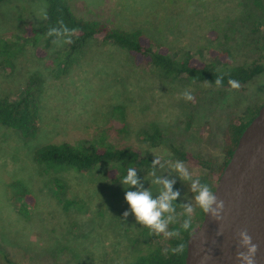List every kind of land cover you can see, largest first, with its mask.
<instances>
[{
	"label": "rangeland",
	"instance_id": "obj_1",
	"mask_svg": "<svg viewBox=\"0 0 264 264\" xmlns=\"http://www.w3.org/2000/svg\"><path fill=\"white\" fill-rule=\"evenodd\" d=\"M76 3L82 16L144 27L172 49H191L206 60V48L224 46L233 63L264 66V12L252 0ZM43 15L42 0L0 5V36L17 44L13 58L0 60V95L16 98L31 72L43 79L36 135L24 139L0 125V264H126L146 247L141 234L145 226L125 199L126 191L137 187L111 182L102 165L84 175L45 172L32 159L34 149L45 143L96 141L109 127L105 142L133 145L161 159L153 173L136 172L142 188L156 198L162 190L154 183L157 178L182 180L172 167L178 159L168 147L143 140L142 130L157 123L175 145L221 159L225 125L235 115L250 116L252 107L264 101V71L239 83L238 89L186 76L165 79L150 67L136 66L112 43L95 39L63 73L57 58L67 48L68 35L44 46L43 39L27 34V27L41 22ZM185 91L192 94L191 101L183 97ZM183 162L193 178L201 174L199 167ZM53 177L62 182L60 194L51 184ZM16 180L28 188L29 200L13 198L10 183ZM65 201H72L67 208Z\"/></svg>",
	"mask_w": 264,
	"mask_h": 264
},
{
	"label": "trees",
	"instance_id": "obj_2",
	"mask_svg": "<svg viewBox=\"0 0 264 264\" xmlns=\"http://www.w3.org/2000/svg\"><path fill=\"white\" fill-rule=\"evenodd\" d=\"M8 0H0V5ZM26 1V0H24ZM44 2V15L41 22L27 27V34L35 40L43 39L44 46H49L59 38L55 34L48 35L51 28H60L63 21L71 31L68 38L72 41L62 51L58 58V66L65 73L70 65L79 56L86 45L95 39L103 43H112L122 49L130 57L136 66L150 67L159 76L167 79L187 77L193 82H202L217 86L215 78L223 77L222 86H228L233 80L241 84L247 83L256 74L264 71V66L259 62L251 64H237L232 62L230 49L224 46L206 48L207 59H202L191 49H172L158 38L153 37L144 27H126L114 25L101 18L85 17L78 14L77 0H42ZM253 4L264 12V0H252ZM213 35V34H211ZM215 37V36H213ZM17 45L14 41L0 36V60L15 56ZM42 53L41 49L38 50ZM43 79L38 72H31L16 98L8 94L0 95V125L12 128L24 139L33 138L39 127L40 95L42 92ZM264 103L255 105L250 110V116H233L225 125L222 132V145L220 147L222 157L205 155L201 152H191L181 146L170 142L164 135L163 130L157 123H151L150 129L142 130V139L150 145H164L172 152V157L191 163L201 169L200 179L214 189L218 177L237 143L243 129L257 113ZM108 128L100 132L96 141L45 143L36 147L32 153L33 161L43 167V171L59 174L65 171H74L78 174L94 172L99 165L106 168L107 176L111 182H119L127 174L129 167H134L136 172L156 171L152 167L155 156L145 155L133 145H115L105 142L103 136ZM161 160V159H160ZM195 178V177H194ZM173 180V191H179L180 195L174 205L176 213H168L176 216V221L169 225L170 231L179 230L178 236L166 237L164 234H154L148 227H144L141 234L146 241V247L135 253L126 264H183L186 253V241L194 232L203 217V210L195 206L194 196L191 191V181ZM109 181V182H110ZM51 184L60 194L63 185L58 177H53ZM13 188V198L18 201L29 200L30 192L25 184L16 180L10 183ZM25 199V200H23ZM192 202L194 212L189 230H183L180 225L187 217L184 215L182 204ZM72 201H65L64 207ZM167 214V213H166ZM165 214V216H166ZM183 243L184 250L175 254L172 248Z\"/></svg>",
	"mask_w": 264,
	"mask_h": 264
},
{
	"label": "water",
	"instance_id": "obj_3",
	"mask_svg": "<svg viewBox=\"0 0 264 264\" xmlns=\"http://www.w3.org/2000/svg\"><path fill=\"white\" fill-rule=\"evenodd\" d=\"M213 191L224 201L223 219L203 214L187 238L183 264H240L236 252L246 249L238 247L237 233L244 229L258 245L255 264H264V103L238 137Z\"/></svg>",
	"mask_w": 264,
	"mask_h": 264
},
{
	"label": "clouds",
	"instance_id": "obj_4",
	"mask_svg": "<svg viewBox=\"0 0 264 264\" xmlns=\"http://www.w3.org/2000/svg\"><path fill=\"white\" fill-rule=\"evenodd\" d=\"M194 9H189L193 11ZM60 28H51L48 31V35L55 34L57 36L70 33V29L64 25L63 21L59 22ZM67 43H71L70 39L66 40ZM53 43H56L55 41ZM223 77L218 76L215 78V84L217 87L222 86ZM230 86L233 89L239 88V83L233 80L229 81ZM183 97L191 101L193 96L190 92L185 91ZM161 163L160 158L156 157L152 161V167L155 168L156 164ZM163 167V165H161ZM172 167L179 173L182 180L191 181L190 188L195 194V206H198L204 213L210 214L214 220H222V213L224 211V201L219 199L208 183L201 181L199 176L193 178L192 172L185 165L183 161L177 160ZM121 183L127 187H137V190H128L125 193V199L130 205L131 212L135 215L136 221L152 230L154 234H164L166 237L178 236L179 230L170 231L169 225L176 221V216L167 215L166 213H176V207L174 201L177 200L180 193L179 191H173V180L159 179L157 178L154 183L162 185V190L158 197L153 198L152 191L150 189H143L142 185L136 175V169L129 167L127 169L126 176L123 177ZM184 215L187 217L183 220L180 227L183 230H189L192 223V214L194 212V205L192 202L182 204ZM124 217H127L129 213L125 211ZM222 234L221 231L217 233ZM237 235L240 237L238 247L246 249V251L238 250L236 252V259L240 261V264H255V257L258 251V245L252 242V237L248 234L247 230H240ZM184 250V244L181 243L172 248V252L175 254L181 253ZM204 260L210 259V257H203Z\"/></svg>",
	"mask_w": 264,
	"mask_h": 264
}]
</instances>
